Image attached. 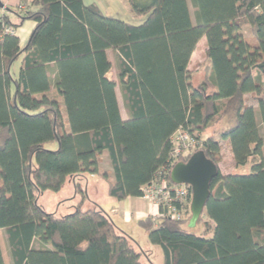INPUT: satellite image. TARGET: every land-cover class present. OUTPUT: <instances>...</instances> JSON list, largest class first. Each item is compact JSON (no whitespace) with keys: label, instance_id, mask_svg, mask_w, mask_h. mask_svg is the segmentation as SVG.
<instances>
[{"label":"trees","instance_id":"obj_1","mask_svg":"<svg viewBox=\"0 0 264 264\" xmlns=\"http://www.w3.org/2000/svg\"><path fill=\"white\" fill-rule=\"evenodd\" d=\"M128 2L146 16L143 23L107 16L84 0H21L9 8L18 22L0 13V229L12 264H146L148 251L103 208L78 205L60 217L39 199L89 175L107 178L118 200L142 196L145 185L162 176L170 181L174 164L195 152L174 161L179 129L196 136L197 150L219 168L197 222L213 236L191 230V214L177 220L159 206L158 220L139 223L161 248L162 264H264V0ZM25 20L36 25L22 47L6 28ZM201 41L209 92L189 68ZM52 89L65 114L59 101L40 96ZM248 94L257 108L247 104ZM224 118L229 128L202 138ZM222 140L236 168L251 164L249 173L221 172ZM104 155L112 177L101 165ZM76 190L83 192L77 183Z\"/></svg>","mask_w":264,"mask_h":264},{"label":"rangeland","instance_id":"obj_2","mask_svg":"<svg viewBox=\"0 0 264 264\" xmlns=\"http://www.w3.org/2000/svg\"><path fill=\"white\" fill-rule=\"evenodd\" d=\"M117 1V0H116ZM119 8L117 15H120L119 19H123L124 21H127L128 23L138 25L145 21L146 16L136 14L132 11L128 0H118ZM127 8V9H126ZM131 10V13H130ZM126 12V13H125ZM129 12V13H128ZM193 13V12H192ZM247 29V36L250 37V34L248 33ZM206 46L203 41H201L198 44V47L194 51L190 63V69L193 72L194 75V82L197 86H202L207 90L208 92L211 90L210 87L206 85L205 82V68L207 66L206 62V54H205ZM110 57L114 60V55L112 51H110ZM21 62L22 58L17 59L11 68V71L15 77L19 75V71L21 68ZM112 76L117 77L116 70L114 69L112 71ZM119 92V101L122 108V114L124 117H126V110L124 106L123 97L121 94L120 88L118 89ZM247 104L252 105L253 107L257 108V102L255 98L248 94L246 96ZM61 104V111L63 114L66 113V107L63 101L59 102ZM256 115L258 118H261L259 110H257ZM66 119V117H65ZM231 126V123L228 121L227 118L217 120L211 126L208 128L205 132L202 134V138H206L207 136L212 137H218L220 132L223 130H226ZM57 142L50 143L47 145L50 149L57 148ZM221 162H220V170L223 174H228L231 172H236L239 174H246L251 171V164H248L246 166H241L239 168H236L235 161L233 159V155L231 152V147L228 141L222 140L221 141ZM109 164V157L106 155L101 157V165L102 167L107 168V163ZM90 183L89 187L87 188V191L85 189V192L79 191L77 193V196L75 197V189L74 187L68 185L60 192H54V191H46L44 192L40 199L39 204L48 212H56L58 216L63 217L66 215H69L76 211L78 208V205L82 207L83 210H88L95 207V203L100 202L102 205H107V202L105 200L107 198H110V195L108 193V184L109 181L107 178L96 175L95 177H90ZM109 200V199H108ZM106 207V206H105ZM108 207V206H107ZM191 230H193L198 235L204 236V237H212L213 231H205V227L203 224H199L197 227H191ZM138 238H143L142 234L137 235ZM0 243L2 247V252L5 260V264H12L11 259L9 257L8 252V246L7 243L4 241V238H0ZM34 245L36 247L40 246V243L35 241ZM153 247L149 249V260L146 259V264H161L163 263V253L159 246L152 245Z\"/></svg>","mask_w":264,"mask_h":264},{"label":"crops","instance_id":"obj_3","mask_svg":"<svg viewBox=\"0 0 264 264\" xmlns=\"http://www.w3.org/2000/svg\"><path fill=\"white\" fill-rule=\"evenodd\" d=\"M2 2L4 3V7L1 9L0 13L8 15L10 18L13 19L14 22H18L19 21L18 16L14 12L10 11L9 8L16 9L20 7L21 0H2ZM84 2L86 4L96 3L101 8V10L103 11L105 15L110 16V17L120 18V15H117L118 8H119L118 0L117 1L116 0H84ZM130 13H131V10H130ZM35 25L36 23L33 20H25L22 23V25L19 26L15 30V33L20 38L22 47H24L29 41V38L35 28ZM110 51L111 50L107 51L109 57H110ZM113 78L115 80L117 79V77H113ZM118 89H119V86H117L116 88L117 97L119 100ZM43 95L48 96L50 99L57 100L59 102L61 101L56 89H52L44 94H40V96H43ZM119 104H120V101H119ZM120 108H121V105H120ZM121 111H122V108H121ZM106 163L108 166L106 169L109 171L110 177H112L111 166L110 164H108L107 160H106ZM95 176L96 175H89V176H80L76 179L70 178L68 182L66 183V185L62 188V190L66 186L70 185L74 187L73 189H75V193H76L75 197H76L78 193L76 190V183L79 184L81 186L82 191L85 192V189L87 191V188L89 187L90 177H95ZM108 188H109V184H108ZM105 202H107V205H105L106 207L102 205V203L100 202L95 203V207L96 208L101 207L105 211H107L112 216L116 224L123 231L130 234L134 239H136L144 250L149 251V249L153 247L152 246L153 244H151L149 241L147 228H145L139 222L148 217L157 219L159 217L160 207L157 204L150 202L148 199L144 198L143 196H138V197L129 196L126 199L118 200L110 195V198H107ZM197 226H199V224H197L195 227ZM138 234H142L143 238H138L137 237ZM0 238H4V241L6 242L4 229H0Z\"/></svg>","mask_w":264,"mask_h":264},{"label":"built area","instance_id":"obj_4","mask_svg":"<svg viewBox=\"0 0 264 264\" xmlns=\"http://www.w3.org/2000/svg\"><path fill=\"white\" fill-rule=\"evenodd\" d=\"M6 31L15 33L12 27H7ZM172 142L171 156L174 161L178 160L181 155L196 151L201 144L196 136L183 129H179L174 134ZM142 192L144 198L158 206H163L166 213L174 219H184L191 214L192 190L190 192L189 186L186 184H175L162 176L151 184L145 185ZM159 215L162 216L161 213Z\"/></svg>","mask_w":264,"mask_h":264},{"label":"water","instance_id":"obj_5","mask_svg":"<svg viewBox=\"0 0 264 264\" xmlns=\"http://www.w3.org/2000/svg\"><path fill=\"white\" fill-rule=\"evenodd\" d=\"M4 3L0 0V8ZM216 163L208 158L203 150L195 151L188 161L177 162L171 170V180L175 184H186L191 187L190 227H195L211 195V182L218 174Z\"/></svg>","mask_w":264,"mask_h":264}]
</instances>
